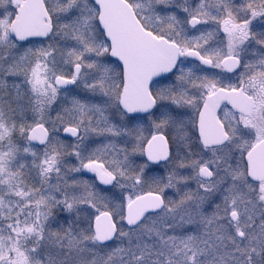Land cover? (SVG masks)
Returning a JSON list of instances; mask_svg holds the SVG:
<instances>
[{"label":"snow or ice","instance_id":"snow-or-ice-1","mask_svg":"<svg viewBox=\"0 0 264 264\" xmlns=\"http://www.w3.org/2000/svg\"><path fill=\"white\" fill-rule=\"evenodd\" d=\"M0 264H264V0H0Z\"/></svg>","mask_w":264,"mask_h":264}]
</instances>
